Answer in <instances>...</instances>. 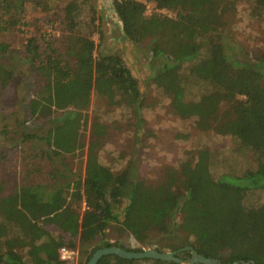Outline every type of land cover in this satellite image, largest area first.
Returning a JSON list of instances; mask_svg holds the SVG:
<instances>
[{
	"label": "trees",
	"instance_id": "16d2710c",
	"mask_svg": "<svg viewBox=\"0 0 264 264\" xmlns=\"http://www.w3.org/2000/svg\"><path fill=\"white\" fill-rule=\"evenodd\" d=\"M86 1L63 8L62 40L29 38L25 45L40 79L27 102L29 117L46 120L57 111L65 115L44 137L22 132L21 139L43 140L44 156L62 160V169L53 168L48 185H21L0 198V264H66L58 254L61 247L77 250L80 264L104 247L143 251L107 242L111 225L140 246L157 252L166 248L182 260L191 255L179 250L192 247L222 264H264V203L244 202L250 193H264V53L251 61L229 55L222 17L226 0H111L122 38L135 46L149 41L148 76L140 81L125 58L101 45L99 26L94 27L98 43L78 32L77 10ZM29 3L50 10L40 0H0V36L29 26ZM149 3L155 12L147 16ZM253 7L264 15V0H254ZM13 53L0 42V94L14 77L13 65L1 59ZM140 84L167 97L173 112L193 118L199 131L238 140L256 155L255 169L215 180L211 154L200 149L195 157L187 154L177 169L167 168L162 183L152 188L131 178L132 168L114 173L99 161L107 126L95 116L83 175L71 172L66 156L85 148L81 130L92 95L139 117ZM195 86L205 91L189 100ZM97 264L175 263L109 255Z\"/></svg>",
	"mask_w": 264,
	"mask_h": 264
},
{
	"label": "rangeland",
	"instance_id": "374dc122",
	"mask_svg": "<svg viewBox=\"0 0 264 264\" xmlns=\"http://www.w3.org/2000/svg\"><path fill=\"white\" fill-rule=\"evenodd\" d=\"M40 1L47 3L50 10L44 11L29 3V26L0 36V42L9 44L14 51L12 58L7 56L1 59L2 62L13 65L14 77L0 94V198L21 185H48L53 182L50 176L53 168L62 169V160L55 159L52 162L44 156L46 145L43 140L21 139L22 132L44 137L65 115L64 112L57 111L52 118L46 120H33L29 117L27 102L39 88L40 79L32 68L31 57L26 53L25 45L29 38L37 41L54 38L62 40L63 8L69 2L78 5L81 0ZM253 4L254 0L224 1V41L229 55L242 61H251L254 56L264 53V15L259 16L254 12ZM154 12L153 4H147L145 15L149 16ZM76 25L79 33L90 34L96 43L99 42V34L94 27L99 26L103 36L101 45L105 44L106 50L125 58L132 74L140 81L146 80L151 62V55L147 52L149 41L135 46L122 38L111 0H87L77 10ZM140 88L143 101L139 117L122 107L109 106L92 95L86 112V123L81 130L85 148L80 153L66 156L71 172L83 175L89 127L95 116L100 117L107 126L106 135L98 149L99 161L114 173L132 168L130 177L142 180L152 188L162 183L167 168L177 169L187 154L195 157L200 149L211 154L210 172L215 180L223 174L239 176L244 170L255 169L256 155L243 148L238 140L214 132L199 131L194 125V119L181 118L175 114L169 99L158 90L144 84H140ZM203 91V87L195 86L187 98L197 99ZM244 202L249 206L264 203V193H250ZM52 233L56 235L55 232ZM105 240L113 244L119 243L127 249H153L152 246H140L127 232H119L115 225L108 228ZM158 240L159 238H155L154 242ZM164 251L170 252L166 248ZM76 252L72 264H80V255L77 250Z\"/></svg>",
	"mask_w": 264,
	"mask_h": 264
},
{
	"label": "water",
	"instance_id": "95a60500",
	"mask_svg": "<svg viewBox=\"0 0 264 264\" xmlns=\"http://www.w3.org/2000/svg\"><path fill=\"white\" fill-rule=\"evenodd\" d=\"M182 251H189L191 255L190 258L182 260L175 256V252H157L155 249H145L141 252H128L116 246L104 247L95 251L87 264H97L102 257L109 255H116L127 260L153 259L163 262H173L175 264H222L216 259H209L200 256L192 247H184L179 250V252ZM241 264L255 263L249 261L247 263L242 262Z\"/></svg>",
	"mask_w": 264,
	"mask_h": 264
},
{
	"label": "built area",
	"instance_id": "2783aa9c",
	"mask_svg": "<svg viewBox=\"0 0 264 264\" xmlns=\"http://www.w3.org/2000/svg\"><path fill=\"white\" fill-rule=\"evenodd\" d=\"M58 254L61 261L66 262V264H72L75 261L77 252L76 250H71L66 247H61L58 250Z\"/></svg>",
	"mask_w": 264,
	"mask_h": 264
}]
</instances>
